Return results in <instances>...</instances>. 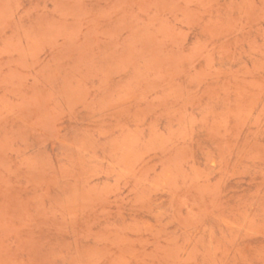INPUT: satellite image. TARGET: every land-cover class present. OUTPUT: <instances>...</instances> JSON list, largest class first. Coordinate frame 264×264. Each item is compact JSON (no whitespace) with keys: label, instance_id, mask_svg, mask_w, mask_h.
<instances>
[{"label":"rangeland","instance_id":"obj_1","mask_svg":"<svg viewBox=\"0 0 264 264\" xmlns=\"http://www.w3.org/2000/svg\"><path fill=\"white\" fill-rule=\"evenodd\" d=\"M0 264H264V0H0Z\"/></svg>","mask_w":264,"mask_h":264}]
</instances>
